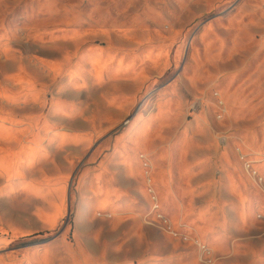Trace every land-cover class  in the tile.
<instances>
[{"label": "rangeland", "instance_id": "obj_1", "mask_svg": "<svg viewBox=\"0 0 264 264\" xmlns=\"http://www.w3.org/2000/svg\"><path fill=\"white\" fill-rule=\"evenodd\" d=\"M0 264H264V0H0Z\"/></svg>", "mask_w": 264, "mask_h": 264}, {"label": "crops", "instance_id": "obj_2", "mask_svg": "<svg viewBox=\"0 0 264 264\" xmlns=\"http://www.w3.org/2000/svg\"><path fill=\"white\" fill-rule=\"evenodd\" d=\"M52 137V140L54 141H52V143L54 144H59V145H61L60 147H61V149H65V147L66 146H64L63 148H62V146L64 145V144H66V142H70V143H72V144H74V142L75 141H78L80 138H81V136L80 135H76V134H67V133H65V132H59V133H56L54 136H51ZM111 140L110 139H107V140H102L101 142H100V144H99V146L96 148V154H97V152L98 151H101L106 145H108L109 143V147H110V150H111V145H113V143H114V139H113V141L112 142H110ZM93 154H94V152L93 153H90L88 156H89V160H90V156H93ZM94 157H95V154H94ZM85 161H88V160H85ZM93 167H87L86 165L84 166V169L83 170H81V173L84 171V170H91Z\"/></svg>", "mask_w": 264, "mask_h": 264}, {"label": "bare ground", "instance_id": "obj_3", "mask_svg": "<svg viewBox=\"0 0 264 264\" xmlns=\"http://www.w3.org/2000/svg\"><path fill=\"white\" fill-rule=\"evenodd\" d=\"M230 57V56H229ZM16 152V151H15ZM149 154V153H148ZM125 162V161H124ZM149 163V162H148ZM2 165V164H1ZM130 165V164H129ZM3 167V169H4V166H2ZM8 168V167H7ZM153 168V165L152 164H150V170ZM148 172V171H147ZM16 173V172H15ZM9 180H11V179H9ZM16 180V179H15ZM150 184H152V180H151V178L149 179V181H148ZM161 187H163V186H161ZM151 191V190H150ZM106 203V202H105ZM105 206V205H104ZM86 260H87V258H86Z\"/></svg>", "mask_w": 264, "mask_h": 264}]
</instances>
